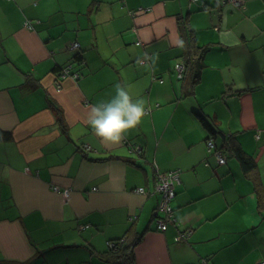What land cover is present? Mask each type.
<instances>
[{
    "label": "crops",
    "instance_id": "crops-1",
    "mask_svg": "<svg viewBox=\"0 0 264 264\" xmlns=\"http://www.w3.org/2000/svg\"><path fill=\"white\" fill-rule=\"evenodd\" d=\"M222 1L0 0V264H123L120 240L134 264L264 261V0ZM189 39L206 52L179 82ZM117 83L147 114L105 146L87 115ZM156 170L179 171L163 232Z\"/></svg>",
    "mask_w": 264,
    "mask_h": 264
},
{
    "label": "clouds",
    "instance_id": "clouds-1",
    "mask_svg": "<svg viewBox=\"0 0 264 264\" xmlns=\"http://www.w3.org/2000/svg\"><path fill=\"white\" fill-rule=\"evenodd\" d=\"M114 95L107 101L91 105L87 124L105 146L118 145L147 114L146 102L134 98L127 87L117 83Z\"/></svg>",
    "mask_w": 264,
    "mask_h": 264
},
{
    "label": "built area",
    "instance_id": "built-area-1",
    "mask_svg": "<svg viewBox=\"0 0 264 264\" xmlns=\"http://www.w3.org/2000/svg\"><path fill=\"white\" fill-rule=\"evenodd\" d=\"M194 2L196 0H193ZM226 0H223L222 3H224ZM233 3V5L237 8L244 9V2L241 0H229ZM24 27L27 29H32L33 25L31 21H26L24 23ZM70 47L72 49L77 50L79 48V45L76 42H73ZM143 61H141L142 63ZM183 62L175 64L174 68L180 73L183 69ZM73 65L67 64L65 65L60 72V79L64 78H72L74 80H77L79 78V73L73 71ZM205 145L207 148V154L210 156H214L218 164H224L225 158L221 150L217 149L214 144V139L212 137L205 139ZM136 150V146L132 147V151ZM205 165H207L205 163ZM179 183V171L173 170L166 173H162L158 170L155 172V184L152 194L159 195L158 203L154 209V216L156 218L157 223V229L161 232L165 231L167 229V225L171 222H174L173 217V208L171 205L172 200L175 197V187ZM53 190L56 192L62 193L63 197L67 199L69 197V189H65L63 191H60L58 187H53ZM138 194H145V189L142 187L135 190ZM192 233V230H184L178 232V234L174 237L175 242H186L188 238L190 237ZM119 242H123V240H120ZM116 243V242H115ZM115 243H108V249L111 250L114 248ZM257 264H264V261H260Z\"/></svg>",
    "mask_w": 264,
    "mask_h": 264
},
{
    "label": "trees",
    "instance_id": "trees-1",
    "mask_svg": "<svg viewBox=\"0 0 264 264\" xmlns=\"http://www.w3.org/2000/svg\"><path fill=\"white\" fill-rule=\"evenodd\" d=\"M186 48H187V55L185 57V61L187 62V75H197L200 67L202 66L201 60L206 52L205 47H197L194 45V40L189 39L186 41ZM203 126L207 130L212 131L211 125L207 124L206 121L203 119ZM212 128V129H211ZM212 135L215 134L214 131H212ZM212 136H208L206 138H209ZM213 138V137H212ZM217 148V147H216ZM219 149V148H217ZM221 150V149H219ZM222 151V150H221ZM234 155L235 157L239 160V162L243 165L245 169L250 170L252 167V162L250 159H245L242 155V151L238 148L234 149ZM125 242H117L114 245V248L109 250L110 256L115 260V261H121L123 264H134V257L132 252L129 250L131 245L124 244Z\"/></svg>",
    "mask_w": 264,
    "mask_h": 264
},
{
    "label": "bare ground",
    "instance_id": "bare-ground-1",
    "mask_svg": "<svg viewBox=\"0 0 264 264\" xmlns=\"http://www.w3.org/2000/svg\"><path fill=\"white\" fill-rule=\"evenodd\" d=\"M198 0H196L195 2H197ZM224 3H228V4H231L233 7H235L234 5H233V3L232 2H230L229 0H226ZM223 3V4H224ZM186 59H184V60H182V61H184V64H183V69H182V71L180 72V73H178V71L175 69V68H173L174 69V74H175V77H176V79L179 81V82H181V81H184V80H186L187 78H188V75H187V67H186V65H187V62L185 61Z\"/></svg>",
    "mask_w": 264,
    "mask_h": 264
},
{
    "label": "rangeland",
    "instance_id": "rangeland-1",
    "mask_svg": "<svg viewBox=\"0 0 264 264\" xmlns=\"http://www.w3.org/2000/svg\"><path fill=\"white\" fill-rule=\"evenodd\" d=\"M180 62H183V61L181 60V61H179V62H177V63H180ZM80 63H81V62H80ZM177 63H176V64H177ZM69 64H72V65H73V68H72L73 71H75V72L78 73V71H76V70L74 69V64H73V63H69ZM174 66H175V64H174ZM174 66H173V68H174ZM63 67H64V66H62V67L59 69V71H58V77H57L58 80H62V79L59 78V76H60L61 69H62ZM173 68H172V71H174ZM64 79H66V78H64ZM56 83H57V81H56Z\"/></svg>",
    "mask_w": 264,
    "mask_h": 264
}]
</instances>
